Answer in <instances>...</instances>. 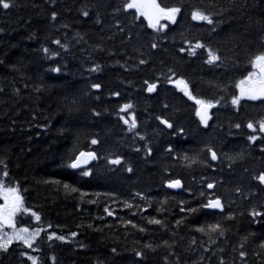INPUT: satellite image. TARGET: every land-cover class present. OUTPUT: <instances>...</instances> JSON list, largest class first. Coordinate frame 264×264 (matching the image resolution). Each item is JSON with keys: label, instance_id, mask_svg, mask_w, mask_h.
Returning <instances> with one entry per match:
<instances>
[{"label": "trees", "instance_id": "trees-1", "mask_svg": "<svg viewBox=\"0 0 264 264\" xmlns=\"http://www.w3.org/2000/svg\"><path fill=\"white\" fill-rule=\"evenodd\" d=\"M9 2L0 190L20 192L11 220L40 232L30 248L0 251V264H31L25 254L36 264H264V89L232 103L264 54V0H156L180 11L154 27V12L126 9L131 0ZM197 101L212 105L206 126ZM89 149V169H72ZM175 178L181 190L166 186ZM212 195L221 212L205 207ZM215 224L223 235L208 231Z\"/></svg>", "mask_w": 264, "mask_h": 264}, {"label": "snow or ice", "instance_id": "snow-or-ice-1", "mask_svg": "<svg viewBox=\"0 0 264 264\" xmlns=\"http://www.w3.org/2000/svg\"><path fill=\"white\" fill-rule=\"evenodd\" d=\"M10 2L9 0H0V7H2L3 9H8L10 7ZM126 9H137V11H140V9L142 7H153V8H157L159 9V6L155 4L154 0H152V3L150 5H144L142 3H139L137 2V0H132V2H129L125 5ZM160 12H164L165 10L164 9H159ZM180 9L178 8H172V9H168L167 12H166V17L170 20H174L175 19V15L177 12H179ZM146 15V13H143ZM84 15H87V13L85 12ZM193 19L194 20H204V21H207L209 24H211L213 21L212 19L210 18L209 15H206L204 14L203 12H200V11H194L193 14ZM53 18H55V13L53 14ZM149 23H150V26L154 27L155 25L151 23V19H149ZM163 27V25L161 26ZM57 43H59V41H57ZM156 45H153V47H155ZM197 47H202V45H197ZM45 51H47V49H45ZM219 59V57L217 55H215L213 52L209 51V59H208V63H214L215 61H217ZM141 63H144V61H141ZM253 63V66L254 67H262L264 68V54H261V55H258L254 58V60L252 61ZM94 71L96 69H93ZM178 85H183L185 89H187V84L183 81V80H179L176 82ZM94 88H99L100 85H93ZM155 88V85H150L149 86V91H152L153 89ZM188 94V93H186ZM251 98L255 99L256 97L255 96H252ZM239 97L237 98H234L232 103L235 105V104H238L239 103ZM197 103H202L201 101H197ZM131 105H125L121 111H124L128 108H130ZM208 108L212 107L211 104H208L207 105ZM200 113H198L199 115ZM201 121L202 123H207V116L206 114L205 115H202L201 116ZM125 123H128V121L126 120ZM164 123H167L166 121H164ZM136 126L135 124V120L133 119L132 122H131V125H130V130L131 128H134ZM169 127H171V125H169ZM237 127H239V125H237ZM248 127L249 128H253L254 125L252 123H249L248 124ZM259 128H260V131H264V121H261L260 124H259ZM250 139L252 140H255L256 137L253 136V137H250ZM93 144L96 143L95 140L92 141ZM211 151V150H210ZM85 154L84 153H81V156H84ZM90 157L92 156L91 153L88 154ZM211 156H212V159L215 160L217 159V156H216V153L215 152H212L211 153ZM79 163H80V160L79 158H77V161L74 162L71 167L73 168H76L79 166ZM111 163L113 164H119L120 163V160L119 159H115V160H112ZM131 170V169H129ZM5 175H7V173H5ZM84 175H88L87 172L84 173ZM257 179L260 181V183L264 184V173H262L259 177H257ZM180 186V182L179 181H174L172 183H170L169 187H179ZM65 187L67 188L68 185H65ZM209 188H212L213 185L212 184H209L208 185ZM74 190V189H73ZM9 191H15V189H10ZM20 207H21V202H20V198L19 196H17L15 198V202H14V205L13 207L9 210V212L6 214L5 213V210L4 209H0V221H3V222H8L9 220V217L10 216H13L17 211L20 210ZM205 207H210V208H221L222 207V204H221V201L219 199H216V200H210L209 203L207 205H205ZM33 215H36L35 213H33ZM37 220H39V216L36 217ZM149 223H157L159 224L160 221L159 220H150ZM179 223V222H178ZM11 226V225H10ZM198 231L200 232H204L205 229L204 228H199L197 229ZM28 229H20L18 233H15L14 236H10L8 237L6 240L3 239V238H0V251H7L9 246L13 243V239L15 240H18V241H22L27 247H31L32 244H31V235H23V233H28ZM208 231L209 232H217V231H220V225L218 224H215V225H210L208 226ZM220 234L223 235V232L220 231ZM73 236H75L76 234L75 233H72ZM49 240L55 238V239H58V240H64L65 238L62 237V236H57L55 233H52L51 235H49ZM262 247H264V245H262ZM137 255H141L140 253H137ZM241 255H243V253H241ZM28 259L32 260L33 261V264H36V261L33 257L29 256Z\"/></svg>", "mask_w": 264, "mask_h": 264}, {"label": "rangeland", "instance_id": "rangeland-1", "mask_svg": "<svg viewBox=\"0 0 264 264\" xmlns=\"http://www.w3.org/2000/svg\"><path fill=\"white\" fill-rule=\"evenodd\" d=\"M137 2L142 3L144 5H150L152 3V0H137ZM154 2L156 4V0H154ZM150 9L151 11L154 12L153 14L154 17L149 18L151 19L152 23L158 20L161 15L166 17L167 10L164 9L165 10L164 12H160L159 9L161 8L157 9L153 7H142L140 11L138 12L141 15H145L143 13H146L145 16L148 17V14L152 13L151 11H149ZM263 87H264V68L254 67L252 63V69L250 70L248 74L244 76L243 81L238 85V89H240V94L238 96L240 98L249 97L254 92L262 89ZM11 189H15V191L14 192L9 191L8 188H1V192H0V196L2 197V199L4 198L8 202L7 205L4 204L3 200L1 202V204H4L6 213L8 210H10L13 207L15 198L17 196H19L20 202L22 200V196L20 195V192L16 188L12 187ZM23 210H24V207H22V203H21V207L19 211H23ZM25 211H27V209H25ZM24 228L25 227H22L19 224L17 225V223L13 222L10 216L8 222L0 221V238H3L6 240L8 237L14 236L15 233H18L20 229H24ZM26 229L29 230L30 228L26 227ZM38 234L39 233L37 232V228L29 230L28 233H23V235H26V236L31 235V240L34 238L35 235L37 236ZM13 240L15 241V239Z\"/></svg>", "mask_w": 264, "mask_h": 264}, {"label": "water", "instance_id": "water-1", "mask_svg": "<svg viewBox=\"0 0 264 264\" xmlns=\"http://www.w3.org/2000/svg\"><path fill=\"white\" fill-rule=\"evenodd\" d=\"M208 110H209V108L207 107V106H205V105H201L200 106V109H199V115H200V119H201V116L202 115H205L206 114V116H207V123H208V121H209V115H208ZM207 123H202L203 125H207ZM81 153H84L85 155L84 156H81ZM89 153H91L92 154V156L90 157L88 154ZM77 158H79V160H80V163H79V166L78 167H76V168H73V169H76V170H78V169H82V168H86V167H89L90 166V164L96 159V156H95V152L93 151V150H89V151H81V152H79L78 154H77V156H76V158L71 162V165L74 163V162H76L77 161ZM174 181H179L180 182V186L179 187H169V185H170V183H172V182H174ZM174 181H172V182H169V183H167V187L169 188V189H172V190H181L182 188V182H181V180H179V179H175ZM209 189H212V188H209ZM216 199H219V198H212V199H210V200H216ZM209 200V201H210ZM220 201H221V199H219ZM209 203V202H208ZM221 204H222V202H221ZM207 208H209V209H213V210H217V211H222L223 210V206L221 207V208H210V207H207Z\"/></svg>", "mask_w": 264, "mask_h": 264}, {"label": "bare ground", "instance_id": "bare-ground-1", "mask_svg": "<svg viewBox=\"0 0 264 264\" xmlns=\"http://www.w3.org/2000/svg\"><path fill=\"white\" fill-rule=\"evenodd\" d=\"M200 96H201V95H200ZM125 105H126V104H125ZM135 128H136V127H135ZM262 132H263V131H262ZM211 184H212V183H211ZM208 185H209V184H208ZM212 185H213V184H212ZM207 187H208V186H207ZM208 188H209V187H208ZM212 197H213V195L210 196V197L208 198V200L211 199ZM208 200H207V201H208ZM206 205H207V204H206ZM206 208H207V207H206ZM207 209H209V208H207ZM228 209H229V208H228ZM252 212H253V211H252Z\"/></svg>", "mask_w": 264, "mask_h": 264}, {"label": "flooded vegetation", "instance_id": "flooded-vegetation-1", "mask_svg": "<svg viewBox=\"0 0 264 264\" xmlns=\"http://www.w3.org/2000/svg\"><path fill=\"white\" fill-rule=\"evenodd\" d=\"M6 205H7V203H6ZM2 208V207H1ZM3 209V208H2Z\"/></svg>", "mask_w": 264, "mask_h": 264}]
</instances>
